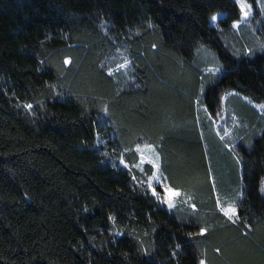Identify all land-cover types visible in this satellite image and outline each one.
<instances>
[{"label":"trees","instance_id":"trees-1","mask_svg":"<svg viewBox=\"0 0 264 264\" xmlns=\"http://www.w3.org/2000/svg\"><path fill=\"white\" fill-rule=\"evenodd\" d=\"M240 17L235 0H0V264H264V116L244 98L264 103V53L232 51ZM197 97L215 124L202 110L197 122ZM141 142L158 145L205 236L189 241L191 210L161 206L120 162H138L124 149ZM213 181L243 193L242 222L216 212Z\"/></svg>","mask_w":264,"mask_h":264},{"label":"snow or ice","instance_id":"snow-or-ice-1","mask_svg":"<svg viewBox=\"0 0 264 264\" xmlns=\"http://www.w3.org/2000/svg\"><path fill=\"white\" fill-rule=\"evenodd\" d=\"M235 4L239 8V12L246 21L252 14V4L248 2V0H235ZM259 8L261 11H264V3L259 4ZM222 15V14H221ZM218 17L216 15H213L211 17L210 22L212 24H215ZM240 21L237 20L235 22V26L239 27ZM101 30H107L108 24L106 22H103L99 25ZM153 48H156L157 46L155 44L152 45ZM264 51V48L261 49ZM244 55L252 56L254 55L253 49H246ZM43 63V62H41ZM70 63L69 59L64 60V64L67 65ZM132 64V61L127 59L126 57L123 60V63L117 64L115 69H109L108 75L113 76L116 72H119L121 70H127L128 67ZM206 71L209 73V78L207 79L206 83L209 86H214L218 83L217 74L222 75L223 74V66H214V67H208L206 68ZM201 80H204V77H201ZM54 87V86H50ZM199 92L201 95L205 94V83H201ZM236 93L230 92L223 96H220L215 101L214 110L217 107H220L221 103L223 101H226L228 96L235 95ZM194 103L198 106L196 109L197 112V122H199V112L202 110L205 114V118L212 121L213 124H215V119L213 117V112L209 111V106L207 104L201 105V101L199 97L194 101ZM23 107L31 110L33 108L32 104H26L23 105ZM262 110H264V105H258ZM104 117L107 118L110 114L108 111V107L105 105L103 109L101 110ZM223 109L220 107L219 111H215V116L223 119L222 115ZM95 123L102 124V121H96ZM221 129L219 127L216 128L217 135L220 134ZM97 137H99V133H96ZM202 135V133H201ZM230 133L227 130H224V134L220 135V139L224 140L226 136H229ZM163 137H161V140ZM242 139V138H241ZM158 145L145 143L143 146L137 145V147L134 150L130 149H124V151H135L138 154V162L129 165L125 163L123 160V157H121V163L124 164L126 168L131 170L132 167L138 169L142 174H144L145 179L140 180L139 184L143 187H146L148 192L151 194V196L154 198L155 201H157L161 206L165 207L168 210L176 209L180 205L187 206L191 210L192 219L187 221L188 225L191 226L192 224H195L198 228V231L196 233H189V241H191V238L193 236H205L209 232V228L206 226H202L198 218H196V213L198 212L197 204L193 202L194 198L191 195H188L181 187L174 186V181L169 180L168 176L165 174V172L162 170V161L161 156L158 151H156V148ZM226 148H228L230 151L234 149L233 143H228L225 145ZM237 160H239V157H237ZM148 166L150 174L145 171V166ZM132 179L134 181L137 180V177L135 175L132 176ZM213 198L215 201V210L217 213L221 214L225 220L231 224H237L242 222L240 220L239 215V207H238V201H240L243 197V193L241 192L236 200H230L227 198L226 194L222 195L219 190L215 189V182L213 181ZM261 192H264V188L261 189ZM87 211V209H85ZM150 218V217H149ZM109 219L115 224L116 217L111 216ZM246 227H250V225H246ZM147 235V233H145ZM175 248L177 250L181 249L180 244H176ZM147 251V250H145ZM217 253L220 252V249L217 248L215 250ZM173 256L176 255V252L172 253ZM199 264H207L205 259H200Z\"/></svg>","mask_w":264,"mask_h":264},{"label":"rangeland","instance_id":"rangeland-1","mask_svg":"<svg viewBox=\"0 0 264 264\" xmlns=\"http://www.w3.org/2000/svg\"><path fill=\"white\" fill-rule=\"evenodd\" d=\"M248 2L252 4L251 16L245 21L241 15L239 27L235 26V22L232 24V29L236 32L237 38L232 39L229 36H225L226 42L236 55H243L245 53L243 49H245V51L246 49H253L254 55L257 53H264V51L261 50L264 48V11H261L259 8V4L264 3V0H248ZM214 15H216L218 19L215 24L210 23L213 26L221 28V26H219V21L225 17V13L218 12ZM244 98L264 116V110L258 107V105H264V103L255 102L248 97ZM145 143L148 142H141L138 145L143 146ZM156 151H158L157 148Z\"/></svg>","mask_w":264,"mask_h":264}]
</instances>
